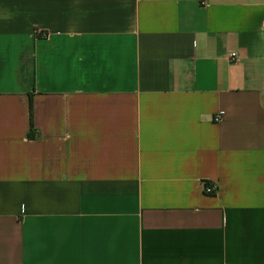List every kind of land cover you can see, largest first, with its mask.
Segmentation results:
<instances>
[{
	"label": "crops",
	"instance_id": "obj_1",
	"mask_svg": "<svg viewBox=\"0 0 264 264\" xmlns=\"http://www.w3.org/2000/svg\"><path fill=\"white\" fill-rule=\"evenodd\" d=\"M0 264H264V0H0Z\"/></svg>",
	"mask_w": 264,
	"mask_h": 264
},
{
	"label": "built area",
	"instance_id": "obj_2",
	"mask_svg": "<svg viewBox=\"0 0 264 264\" xmlns=\"http://www.w3.org/2000/svg\"><path fill=\"white\" fill-rule=\"evenodd\" d=\"M231 58H232V60H238V56H237L236 53H233L231 55ZM215 191H216V187H214V186H212V187H206V189H205V193H207V194H213V193H215Z\"/></svg>",
	"mask_w": 264,
	"mask_h": 264
},
{
	"label": "trees",
	"instance_id": "obj_3",
	"mask_svg": "<svg viewBox=\"0 0 264 264\" xmlns=\"http://www.w3.org/2000/svg\"><path fill=\"white\" fill-rule=\"evenodd\" d=\"M30 110L32 111V103H31V102H30ZM32 128H33V126L31 127V129H32ZM29 137H31V138L34 137L33 133H30V134H29Z\"/></svg>",
	"mask_w": 264,
	"mask_h": 264
}]
</instances>
